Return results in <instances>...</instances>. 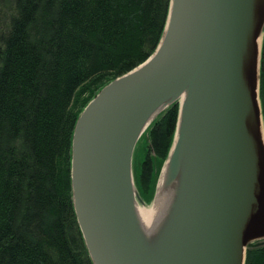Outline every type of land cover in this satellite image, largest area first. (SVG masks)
I'll return each instance as SVG.
<instances>
[{
    "label": "water",
    "instance_id": "1",
    "mask_svg": "<svg viewBox=\"0 0 264 264\" xmlns=\"http://www.w3.org/2000/svg\"><path fill=\"white\" fill-rule=\"evenodd\" d=\"M263 35L264 0H171L154 53L83 109L72 188L94 264H245L249 244L264 239ZM176 101L168 159H184L179 209L152 256L134 214L132 192L145 203L134 153L166 108L155 112Z\"/></svg>",
    "mask_w": 264,
    "mask_h": 264
},
{
    "label": "trees",
    "instance_id": "2",
    "mask_svg": "<svg viewBox=\"0 0 264 264\" xmlns=\"http://www.w3.org/2000/svg\"><path fill=\"white\" fill-rule=\"evenodd\" d=\"M170 2L0 0V264H94L73 200L75 125L106 84L154 53ZM260 74L264 117V35ZM179 114L176 101L136 146L134 179L146 204ZM245 264H264V239L249 244Z\"/></svg>",
    "mask_w": 264,
    "mask_h": 264
},
{
    "label": "bare ground",
    "instance_id": "3",
    "mask_svg": "<svg viewBox=\"0 0 264 264\" xmlns=\"http://www.w3.org/2000/svg\"><path fill=\"white\" fill-rule=\"evenodd\" d=\"M186 99L187 92H184L180 95V102L184 105ZM166 106L167 104L160 107L154 116L167 108ZM183 168L184 159L178 166L173 165L171 158L167 160L159 178L156 196L150 206L140 205L132 192L138 228L142 234L144 246L152 256L156 255L167 238L170 226L179 209Z\"/></svg>",
    "mask_w": 264,
    "mask_h": 264
},
{
    "label": "rangeland",
    "instance_id": "4",
    "mask_svg": "<svg viewBox=\"0 0 264 264\" xmlns=\"http://www.w3.org/2000/svg\"><path fill=\"white\" fill-rule=\"evenodd\" d=\"M139 156H141V157L143 156L142 152H140V151H139V154H138V155L136 154V159L139 158ZM158 181H159V180H158ZM157 185H158V183H157ZM154 197H155V196H154ZM153 200H154V198H153ZM153 200H152V202H150V203H148V204H146V203H142V202H140V201H138V202H139L140 205L150 206V205H152Z\"/></svg>",
    "mask_w": 264,
    "mask_h": 264
}]
</instances>
